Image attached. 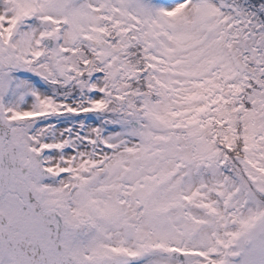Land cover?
Instances as JSON below:
<instances>
[{
  "label": "snow or ice",
  "instance_id": "1",
  "mask_svg": "<svg viewBox=\"0 0 264 264\" xmlns=\"http://www.w3.org/2000/svg\"><path fill=\"white\" fill-rule=\"evenodd\" d=\"M0 264H264V0H0Z\"/></svg>",
  "mask_w": 264,
  "mask_h": 264
}]
</instances>
